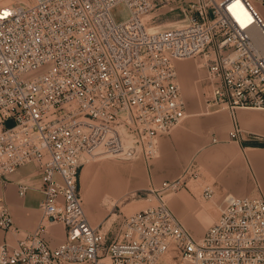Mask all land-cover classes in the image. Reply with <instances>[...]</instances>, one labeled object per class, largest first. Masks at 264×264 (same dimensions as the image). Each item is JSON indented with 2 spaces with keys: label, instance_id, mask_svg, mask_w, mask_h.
<instances>
[{
  "label": "built area",
  "instance_id": "obj_1",
  "mask_svg": "<svg viewBox=\"0 0 264 264\" xmlns=\"http://www.w3.org/2000/svg\"><path fill=\"white\" fill-rule=\"evenodd\" d=\"M170 1L0 4V185L31 163L43 185L37 228L0 245V264H160L167 254L174 264H264L261 194L226 195L199 238L165 200L180 177L153 188L147 199L155 203L124 215L114 232L85 213L79 172L86 161L140 155L148 163L159 155V136L184 119L176 61H199L207 108H264V0H186L185 24L151 29L145 15ZM118 4L128 16L116 22ZM237 134L235 127L228 135ZM27 188L19 183V195ZM212 196L204 185L201 200ZM47 223L64 228L56 246L41 236ZM0 228L20 233L1 194Z\"/></svg>",
  "mask_w": 264,
  "mask_h": 264
},
{
  "label": "crops",
  "instance_id": "obj_2",
  "mask_svg": "<svg viewBox=\"0 0 264 264\" xmlns=\"http://www.w3.org/2000/svg\"><path fill=\"white\" fill-rule=\"evenodd\" d=\"M260 12L264 18V7ZM186 66L185 61L175 62L178 71ZM185 114L179 125L159 136V155L150 162L149 183L156 187L163 181L183 178L181 187L167 194L168 202L189 227L201 229L220 213L226 195L264 196V108L239 107L229 112L206 106L194 111L190 107ZM235 127L237 138L230 139L228 134ZM107 168L104 166L105 172ZM133 173L142 179L140 167H135ZM19 183L28 187L24 195L18 193ZM204 185L213 188V196L201 203ZM42 187L36 163L17 169L6 178L4 187L0 185V194L13 224L20 229L17 234L0 228V245H15L19 237L37 228L42 217L39 206L43 199ZM203 233L194 231L197 238ZM41 236L49 245L56 246L65 237L64 228L47 223L46 232ZM174 262L172 255L167 254L160 264Z\"/></svg>",
  "mask_w": 264,
  "mask_h": 264
},
{
  "label": "rangeland",
  "instance_id": "obj_3",
  "mask_svg": "<svg viewBox=\"0 0 264 264\" xmlns=\"http://www.w3.org/2000/svg\"><path fill=\"white\" fill-rule=\"evenodd\" d=\"M21 1L30 2L31 0ZM13 2L17 1L5 0L0 4ZM188 2L186 0H175L168 2L165 6H156L145 15V21L151 29L155 30L183 25L188 20L186 15L189 8ZM111 16L114 21L119 22L128 16V10L124 4H118L111 9ZM178 61L188 63V66L183 70H177L178 82L186 108L191 107L194 111H201L205 108V71L199 66L197 59L188 58ZM4 125L6 127L12 126L13 120L8 119ZM151 161L145 162L140 155L134 159L110 156L88 160L83 164L79 176L80 193L85 213L93 226L98 225L103 227V230L108 229L114 232L124 215H129L155 203L154 199H147L152 198V195L149 196L148 194L155 188L149 183L151 179ZM107 165H109V170ZM104 166H106L107 172H105ZM137 166L142 170V179L134 176L133 171ZM167 194H165V200L170 207ZM105 195L106 200H104ZM204 202L206 201L201 203ZM175 215L196 237L194 231L199 230L202 234L216 220L219 212L214 219L209 220L207 225L201 229L189 227L181 217Z\"/></svg>",
  "mask_w": 264,
  "mask_h": 264
},
{
  "label": "bare ground",
  "instance_id": "obj_4",
  "mask_svg": "<svg viewBox=\"0 0 264 264\" xmlns=\"http://www.w3.org/2000/svg\"><path fill=\"white\" fill-rule=\"evenodd\" d=\"M3 1H4V0H0V3H2ZM259 46H260L261 50H262L263 53H264V43L261 42V41H259Z\"/></svg>",
  "mask_w": 264,
  "mask_h": 264
},
{
  "label": "snow or ice",
  "instance_id": "obj_5",
  "mask_svg": "<svg viewBox=\"0 0 264 264\" xmlns=\"http://www.w3.org/2000/svg\"><path fill=\"white\" fill-rule=\"evenodd\" d=\"M7 14V13H6Z\"/></svg>",
  "mask_w": 264,
  "mask_h": 264
}]
</instances>
